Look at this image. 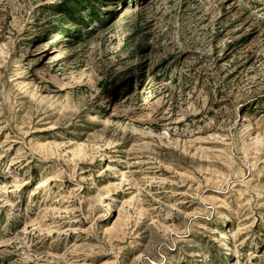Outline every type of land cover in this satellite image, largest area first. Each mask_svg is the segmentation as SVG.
I'll return each mask as SVG.
<instances>
[{"label": "rangeland", "instance_id": "1", "mask_svg": "<svg viewBox=\"0 0 264 264\" xmlns=\"http://www.w3.org/2000/svg\"><path fill=\"white\" fill-rule=\"evenodd\" d=\"M0 264H264V0H0Z\"/></svg>", "mask_w": 264, "mask_h": 264}, {"label": "bare ground", "instance_id": "2", "mask_svg": "<svg viewBox=\"0 0 264 264\" xmlns=\"http://www.w3.org/2000/svg\"><path fill=\"white\" fill-rule=\"evenodd\" d=\"M40 73L44 79L56 81L57 84L61 87L60 90L67 88L68 83L60 82L58 79H56V77H54V75H49V74H46L45 72H42V71ZM52 181H53V178L51 176L43 177V179L36 184V188L38 189V188L43 187V186L45 187L46 185H49V183ZM37 189H35V190L37 191Z\"/></svg>", "mask_w": 264, "mask_h": 264}]
</instances>
